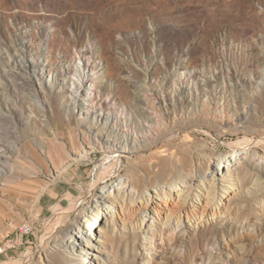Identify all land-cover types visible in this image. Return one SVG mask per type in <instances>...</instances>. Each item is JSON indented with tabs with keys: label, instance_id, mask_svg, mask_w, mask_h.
Returning a JSON list of instances; mask_svg holds the SVG:
<instances>
[{
	"label": "rangeland",
	"instance_id": "374dc122",
	"mask_svg": "<svg viewBox=\"0 0 264 264\" xmlns=\"http://www.w3.org/2000/svg\"><path fill=\"white\" fill-rule=\"evenodd\" d=\"M5 132L0 264H264V0H0ZM190 139L189 191H205L197 174L216 181L223 213L165 225L150 211L125 227L122 202L159 201L162 185L133 184L139 159ZM244 139L257 143L235 153ZM101 193L108 219L89 236L82 217Z\"/></svg>",
	"mask_w": 264,
	"mask_h": 264
},
{
	"label": "bare ground",
	"instance_id": "6f19581e",
	"mask_svg": "<svg viewBox=\"0 0 264 264\" xmlns=\"http://www.w3.org/2000/svg\"><path fill=\"white\" fill-rule=\"evenodd\" d=\"M144 87L145 85L137 87V92H135L136 95L134 97L136 101H144L143 94L141 93L144 90ZM119 99L122 101L121 97H119ZM132 100L133 99L127 100V102L133 104ZM154 105L155 103H153V106ZM10 136L11 134L5 132V134L1 135L0 137V143L3 142L6 145V143H8L7 138ZM142 137L144 138L146 137V135L143 134ZM150 138L151 137L147 135V139L144 142L145 145L143 144L142 147L148 146L150 144ZM140 140L138 139L135 142H139ZM255 141L256 140L253 139H244V141L233 146V151L235 153L240 152L246 149L247 145L250 146L251 144H254ZM151 143H154V141ZM195 143L196 140L190 139V141H186L184 143L182 149L178 148L176 151L171 152L170 147L167 146L168 148L161 155H156L155 153H153L147 157L139 159V164L140 166H142L147 176L145 177L143 175L138 178L135 177L133 179V184L140 188H143L145 185H147V183L149 184V186L155 183L157 185H162L160 190L156 186V189L159 190L157 192V195L159 196V201H156L157 196L155 195V198H151L150 196L142 198L143 201H132L127 204H125L126 201L125 203H120L121 205L120 209L117 211V217H119V220L122 221L125 227H127L128 224L134 226L133 224L136 223L135 220H137L138 217L140 218L141 216H145L150 211L155 212L159 219H161V221L165 225L171 223L180 224L183 221L191 222L193 220H195L194 222L196 223L198 219L205 220L207 217H214L219 213H223L222 207H224V203L222 204V206L220 204V202L222 201V197L220 198V195L218 196L216 194V187H214L216 186V181H214L213 183L212 181L208 182L205 176L197 174V176L201 177L202 179V185L200 187L203 188V190L205 191L198 194H192L189 191L190 186H192V183L195 180V177H191V179H188V175L194 172L195 170L194 165L192 164V156L194 152L191 150V147H194ZM255 143H257V141ZM169 144V146L173 145L171 142ZM9 147L11 146L9 145ZM133 147L134 146H130L129 150L131 151ZM137 147L139 148V145H137ZM115 153L116 152L107 149L108 157L114 155ZM154 158L156 160H153ZM232 158L234 159V157H227L228 160H232ZM120 159V156L117 159L112 158L111 160H114V162L109 163V165L118 167L117 165ZM212 161L213 162L211 163L213 165H216V161ZM220 161H224V158H220ZM0 165L4 166L2 162H0ZM1 171L6 172V169H0V175ZM262 173L264 174V171H262ZM108 174V176H110V172H108ZM247 176L248 175H245L243 180L248 181L249 177L247 178ZM117 189L119 192H121V187H118ZM98 195L99 196L96 203L97 209L95 208V210L92 212H85L82 217L83 227L89 225V229H91V232H89V236H91V234L93 236H97L98 231L102 229V223H104V221L108 219L107 213H105L104 216L99 215L102 209L101 205H104L106 198L104 193ZM74 204V202L70 203V206L66 207L63 205V203H58L56 210L53 213L54 215H58V217H55L57 218V221L63 222L62 217L65 215L66 212L71 209V207L74 206ZM228 211L230 213L232 210ZM113 216L114 215H112L111 217L113 218ZM212 233L217 234V231H215V227L213 226V224H211V227L209 229H203L198 233L197 236L192 237L188 242V256H199L197 253L199 250H202L204 252L205 244L209 239H211ZM83 234L84 233H82V231L76 229V231H72V238H74L78 241V243H80V241H82L81 239ZM171 240H173L175 243L179 242L180 236L172 237ZM253 252L261 256L264 261V241L260 243L257 247H255ZM20 264H22V262ZM244 264H249L248 258L245 259Z\"/></svg>",
	"mask_w": 264,
	"mask_h": 264
}]
</instances>
